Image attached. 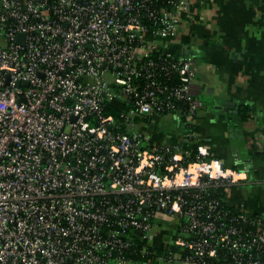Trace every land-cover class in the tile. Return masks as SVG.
Listing matches in <instances>:
<instances>
[{
	"label": "built area",
	"instance_id": "1",
	"mask_svg": "<svg viewBox=\"0 0 264 264\" xmlns=\"http://www.w3.org/2000/svg\"><path fill=\"white\" fill-rule=\"evenodd\" d=\"M193 2L0 0V264H264V210L226 200L244 173L134 130L202 107L156 43Z\"/></svg>",
	"mask_w": 264,
	"mask_h": 264
},
{
	"label": "crops",
	"instance_id": "2",
	"mask_svg": "<svg viewBox=\"0 0 264 264\" xmlns=\"http://www.w3.org/2000/svg\"><path fill=\"white\" fill-rule=\"evenodd\" d=\"M156 43L173 57L193 61V95L202 107L185 119L137 117L134 130L146 136L149 148L204 145L210 156L246 177L227 194V203L264 210L263 0H194L174 31ZM230 102L231 112L225 109Z\"/></svg>",
	"mask_w": 264,
	"mask_h": 264
},
{
	"label": "rangeland",
	"instance_id": "3",
	"mask_svg": "<svg viewBox=\"0 0 264 264\" xmlns=\"http://www.w3.org/2000/svg\"><path fill=\"white\" fill-rule=\"evenodd\" d=\"M156 224V223H155ZM159 229L165 230L164 234H163V238L161 241H163L164 243L170 242L171 241V236H173L176 233V229L172 228L169 224V221H164L161 224H156L152 233L153 234H159L160 231H158ZM161 230V231H162ZM170 249L173 248L172 242L170 243Z\"/></svg>",
	"mask_w": 264,
	"mask_h": 264
},
{
	"label": "trees",
	"instance_id": "4",
	"mask_svg": "<svg viewBox=\"0 0 264 264\" xmlns=\"http://www.w3.org/2000/svg\"><path fill=\"white\" fill-rule=\"evenodd\" d=\"M184 106H182L181 108H183ZM180 115V114H179ZM241 116H242V118H245V117H247V115H243L242 113H241ZM184 119H185V116H182ZM232 189V188H231ZM231 189H229L230 191H231ZM226 193V191H222L221 192V195H224ZM141 246H142V243H139L138 245H137V248L139 249V248H141ZM138 249H137V254L134 256V258L135 259H139L141 256H140V253L138 252ZM152 249V248H151ZM145 257H142V258H140V259H142L143 261L142 262H145L146 261V259L147 258H145Z\"/></svg>",
	"mask_w": 264,
	"mask_h": 264
},
{
	"label": "water",
	"instance_id": "5",
	"mask_svg": "<svg viewBox=\"0 0 264 264\" xmlns=\"http://www.w3.org/2000/svg\"><path fill=\"white\" fill-rule=\"evenodd\" d=\"M231 103H232V102L227 103L226 106H228V107L225 108V109H226L227 111H229V112H231V111H232V108H233V105H232Z\"/></svg>",
	"mask_w": 264,
	"mask_h": 264
}]
</instances>
